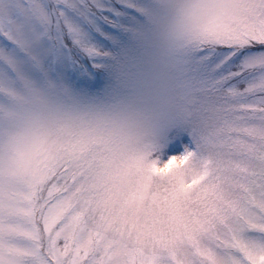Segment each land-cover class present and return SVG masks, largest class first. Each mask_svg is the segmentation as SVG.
Wrapping results in <instances>:
<instances>
[{
  "label": "snow or ice",
  "instance_id": "obj_1",
  "mask_svg": "<svg viewBox=\"0 0 264 264\" xmlns=\"http://www.w3.org/2000/svg\"><path fill=\"white\" fill-rule=\"evenodd\" d=\"M0 264H264V0H0Z\"/></svg>",
  "mask_w": 264,
  "mask_h": 264
}]
</instances>
